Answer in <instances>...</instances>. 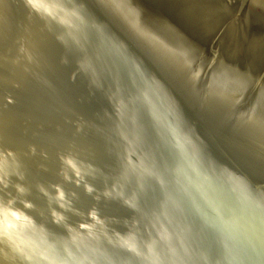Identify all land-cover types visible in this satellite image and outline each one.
I'll list each match as a JSON object with an SVG mask.
<instances>
[{
    "label": "water",
    "instance_id": "water-1",
    "mask_svg": "<svg viewBox=\"0 0 264 264\" xmlns=\"http://www.w3.org/2000/svg\"><path fill=\"white\" fill-rule=\"evenodd\" d=\"M0 0V264H264V7Z\"/></svg>",
    "mask_w": 264,
    "mask_h": 264
},
{
    "label": "bare ground",
    "instance_id": "bare-ground-1",
    "mask_svg": "<svg viewBox=\"0 0 264 264\" xmlns=\"http://www.w3.org/2000/svg\"><path fill=\"white\" fill-rule=\"evenodd\" d=\"M233 1H235V0H215L214 3L217 5L232 6ZM260 1L261 0H255V3L260 4L261 6L264 7V2H260ZM255 3H254V5H255Z\"/></svg>",
    "mask_w": 264,
    "mask_h": 264
},
{
    "label": "rangeland",
    "instance_id": "rangeland-1",
    "mask_svg": "<svg viewBox=\"0 0 264 264\" xmlns=\"http://www.w3.org/2000/svg\"><path fill=\"white\" fill-rule=\"evenodd\" d=\"M235 2H236V0L233 1V4H235ZM260 2H264V0H261ZM254 3H255V0L254 1L253 0H249L248 3H247V7H253V6L254 7H263L260 4H256V3L254 5Z\"/></svg>",
    "mask_w": 264,
    "mask_h": 264
}]
</instances>
